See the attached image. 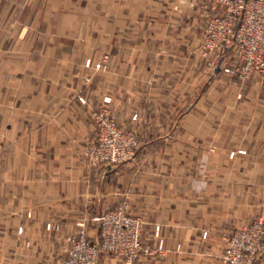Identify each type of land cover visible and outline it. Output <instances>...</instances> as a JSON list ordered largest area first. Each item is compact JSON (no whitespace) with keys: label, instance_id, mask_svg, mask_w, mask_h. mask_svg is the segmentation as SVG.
Here are the masks:
<instances>
[{"label":"crops","instance_id":"obj_1","mask_svg":"<svg viewBox=\"0 0 264 264\" xmlns=\"http://www.w3.org/2000/svg\"><path fill=\"white\" fill-rule=\"evenodd\" d=\"M199 3L0 0V264H61L66 237L82 223L95 236L122 202L143 220V240L165 246L141 264H224L227 235L264 219V79L208 73ZM97 31L118 48L105 74L84 66L103 47ZM151 43L168 54L150 56ZM106 95L119 124L131 126L132 111L147 123L137 163L93 166L82 155L89 108ZM167 154L172 165L160 164Z\"/></svg>","mask_w":264,"mask_h":264},{"label":"built area","instance_id":"obj_2","mask_svg":"<svg viewBox=\"0 0 264 264\" xmlns=\"http://www.w3.org/2000/svg\"><path fill=\"white\" fill-rule=\"evenodd\" d=\"M199 7L208 12L203 48L212 70H223L240 78L251 73L264 75V0H200ZM229 58L237 62V66L228 68ZM105 103L109 101L105 100ZM98 120L106 133L102 143L94 149L97 159L116 163L133 153L136 142L124 140V136L111 130L107 113H100ZM112 139H118L120 143V154H124L121 159L107 146ZM99 226L98 244H91L83 231L79 236L67 238L68 257L63 264H97L101 252L113 254L125 264H137L141 257L165 253L161 243L155 248L143 244V223L131 215L125 205L100 216ZM263 239L262 220L232 233L224 251L225 261L228 264H254L255 255L263 250Z\"/></svg>","mask_w":264,"mask_h":264},{"label":"rangeland","instance_id":"obj_3","mask_svg":"<svg viewBox=\"0 0 264 264\" xmlns=\"http://www.w3.org/2000/svg\"><path fill=\"white\" fill-rule=\"evenodd\" d=\"M196 6L199 7V4H196L195 7ZM199 9H201V8L199 7ZM204 13H205V23H206V17H207L208 12L204 11ZM102 20H103V17H99V12H96V17H95L94 22H97V23L100 22L101 23ZM1 29H4V28H0V30ZM95 29H99V28L97 27V28H94V30ZM204 29H205V27H204ZM17 31H18V29H17ZM95 34H96V37H95L96 42H98L95 44L96 47L100 46V45H102L104 47L105 46L103 43L104 40L102 39V37L99 36V32L97 31ZM101 42H102V44H101ZM203 44H204V31L201 35V43L199 44V47H198V51H199L198 53H199V58H200L199 62L203 63L206 66L208 73H212L213 75L217 76L218 79L219 78L222 79L223 82H234V81L236 82V79L239 80L240 82H246V81L252 79V77H258L260 79H264V75H262L261 73H251L248 77H242V78H240L237 75L228 74L226 71H223V70L219 71V72H221L220 74L219 73L214 74L213 73L214 70H212V68L209 65V58L204 55ZM103 47L98 48V50L100 51L99 55L96 58L87 59L84 63V66L88 69H91L93 72H96V73L101 72L102 74H105L106 72H108L110 70L111 60H112L111 56H112V54H114V52H116L118 50V48H116V47L109 48V46H107L106 48L105 47L103 48ZM109 49H111V50H109ZM147 49L150 52L149 53L150 56H155L156 54H158L159 56L163 57L165 54H168V48L165 46V44H161V43H158V44L151 43L150 45L148 44ZM147 57H149V56L147 55ZM146 61L149 64L150 70H153L154 66L156 67V64L154 65V62L152 64L150 58L146 59ZM226 64H227L228 68L230 66H237V62H234V60L232 58L227 59ZM159 65L167 67L166 64L161 63ZM91 79H92V75L88 74V75L84 76L83 82L84 83H90ZM78 100L83 105L87 104V100L83 96H79ZM105 100H108L109 103H105ZM112 103H113L112 97L109 95H106V96L102 97L100 102H98L97 104H95L89 108L88 116H89L90 120L93 122L94 133H93V139L88 143V145L85 146V148L83 149L82 155H83L84 159L89 164H92L93 166H96V165L97 166H105V165L121 166V165L131 164V163H135V162L137 163V157H138L137 154L143 145V136H142L143 130L147 126V123H146L145 119L143 118V116H141L139 112L132 111L131 112V120L134 123L131 126L121 125V124H119V122L117 120V117L115 115ZM100 113H107L108 122L111 124V130L118 132L121 136H124L125 137L124 140H130L132 142H136L133 153L128 155V156H125V157H123L124 154H122V153L120 154L121 150L118 147V145L120 144L118 139H116V140L112 139L110 142H107V146H109L110 148H113L111 152L118 154L117 156L120 159L123 157L121 160L119 159L120 161H118L116 163L101 161V160L97 159L96 155L94 154V149L97 148L100 143H102V140H103L104 135L106 133L105 131H103L102 122L98 120V115ZM230 157H231V155H230ZM172 158H173V156L169 155V154L162 155L160 157V159L158 160V162L160 164H163V165H167V164L172 165V163H173ZM188 159H190V156H188ZM192 161H194V156L192 157ZM124 205L127 206V210L131 215L138 217L133 212H131V207H130L129 203H127V202H122V203L118 204L115 208L107 210L106 212L114 210V209L119 208V207H122ZM106 212H104L103 214H105ZM138 218L143 223V228H142V242H143V244L145 246L150 247V248H155V246L159 245L160 243L164 244L162 242V240H158L154 244H150L148 242H145L143 240L144 222L140 217H138ZM257 220H262V222L264 223V219L262 217H258L256 220L252 221L249 224H245L241 227L235 228L234 230H232L227 235L226 242H225L224 247L222 248L221 253H220V259L224 264H228L224 258V251L227 249L228 238L230 237V235L232 233L237 232V231L240 232L242 229L246 228L247 226H250L251 224H253V222H255ZM80 231L84 232L87 240L91 244H98L100 242L99 219H98V234L91 237L88 234V231L85 227V224L82 223V224H80L79 231H77L76 233H73L72 235L67 236L66 241H67V238L70 236H77V235L79 236ZM18 232L20 234H22V228H19ZM206 236H207V233L205 232L203 234V238H205ZM262 245H263V250L255 255L254 264H260L261 260H263V258H264V239H263ZM163 247L165 249L164 245H163ZM68 248H69V244L67 242L66 257L61 264H63L64 261L68 257ZM165 252H166V250H165ZM105 258L116 259V260H118L119 264H125L123 259L118 258V257L114 256L113 254L106 253V252H101L98 255L97 264H104L103 261ZM142 258L143 257H141L140 260ZM148 260H151V258L149 256H148ZM141 262L139 261L137 264H141Z\"/></svg>","mask_w":264,"mask_h":264}]
</instances>
